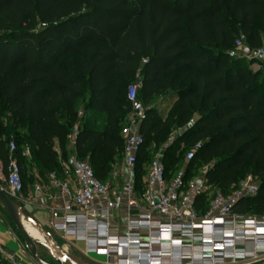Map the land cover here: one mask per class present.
Instances as JSON below:
<instances>
[{
  "label": "trees",
  "instance_id": "16d2710c",
  "mask_svg": "<svg viewBox=\"0 0 264 264\" xmlns=\"http://www.w3.org/2000/svg\"><path fill=\"white\" fill-rule=\"evenodd\" d=\"M240 36L252 50L264 44V0H0L1 174L10 142L22 192L25 149L43 175L60 171L58 155L70 154L82 102L74 151L106 183L122 152L127 87L139 82L145 107L160 96L176 100L171 116L148 108L141 119L136 182L151 146L161 148L183 128L163 149L166 171L183 167V151L200 143L185 178L192 166H208V190L226 197L250 175L257 193L237 200L231 213L264 216V66L254 70L255 59L229 56ZM89 110L105 114L101 128L87 126ZM208 190L196 199L199 214L209 209ZM0 264L11 263L0 254Z\"/></svg>",
  "mask_w": 264,
  "mask_h": 264
},
{
  "label": "built area",
  "instance_id": "2783aa9c",
  "mask_svg": "<svg viewBox=\"0 0 264 264\" xmlns=\"http://www.w3.org/2000/svg\"><path fill=\"white\" fill-rule=\"evenodd\" d=\"M243 47L244 38L240 36L229 56H245L241 53ZM249 58L256 60L254 70L260 68V63L264 66V44L252 50ZM139 87V82L127 87L131 109L121 130L122 155L128 175L116 186L101 183L87 160L79 159L75 152L70 153L60 171L47 175L49 187L55 189L56 197L63 200L60 213L58 209L50 208V225L64 237L82 238L87 254L105 256L108 260L113 258L115 264H203L205 261L225 264L248 255L243 253L247 241L254 244L255 253L259 249L264 251V246L258 247L264 245V221L237 224L231 213L237 200L257 193L258 181L252 176L243 178L237 189L226 197L219 191H212L209 209L201 214L195 210L197 197L209 189L204 181L208 166L202 177L191 179L185 178L184 166L201 147L200 143L186 152L184 166L173 173L164 167L162 157L166 145L162 146L150 159L142 185L137 186L133 168L143 143L140 133L142 118L134 113ZM76 131L77 127L74 135ZM8 147L11 155L6 175L0 174V189L20 204L21 169L12 156L14 142ZM25 151L23 155L28 153L27 149ZM35 188L38 191L42 186ZM49 198L55 200V197ZM122 208L137 211V215L127 219L122 234H111L112 219ZM219 230L223 231L222 235L217 233ZM142 232L146 238L142 237ZM226 234L231 235V243L226 242ZM259 237L263 239L259 240ZM230 244L234 253L225 255V247ZM255 253L250 258H255Z\"/></svg>",
  "mask_w": 264,
  "mask_h": 264
},
{
  "label": "crops",
  "instance_id": "0c3cea01",
  "mask_svg": "<svg viewBox=\"0 0 264 264\" xmlns=\"http://www.w3.org/2000/svg\"><path fill=\"white\" fill-rule=\"evenodd\" d=\"M162 100L170 102V105L173 104V102L176 100L175 95H168L163 97ZM147 108H154L155 107H147ZM84 111V110H83ZM93 114H98L103 119V122L100 127H94V128H101L105 121V114L96 112L94 110H89L88 112V120L89 122L91 120V117ZM160 114V113H159ZM92 122V121H91ZM74 140L75 135L71 134L69 136V142L67 145V150L70 153H74ZM55 151L59 153V148L57 142H55L54 146ZM24 152H26L24 150ZM28 157V153L25 155ZM58 155V161L60 168L63 165L64 161H62ZM133 173L135 175V170L133 168ZM48 174H44L42 178L37 177L35 179V182L33 184L25 183L24 190L20 196L21 202L20 205L22 206L25 211L31 216V218L38 223L41 227H44L47 229L48 233L52 237H58L62 238L65 243H69L72 245L78 253L83 254L84 256L90 258L94 262H98L99 264H104L108 259L105 256H98L94 254L95 256H90V254H87L86 251V244L81 239H75L73 237H64L62 236L58 231H56L51 225L50 221L52 218L51 214V207H54L58 209V212L60 213L62 202L63 200L60 197L57 196V191L53 188L49 187L48 182ZM128 175V169L125 167L123 155L121 152V158L119 161L118 166L112 165V168L110 170V176L108 183H112L113 185H118L121 183V181ZM136 176V175H135ZM144 179V178H143ZM142 179V181H143ZM142 181H137L136 184L138 187L142 185ZM42 186L41 190H36V186ZM49 196L55 197V200H51ZM137 211H127L126 209L122 208L118 213L115 214L113 221V225L110 228L111 234H122L124 230V224L126 223L127 219L129 217H136ZM142 237L146 238V234L142 232ZM184 243H186L185 240H183ZM249 246H245L244 252L251 253L253 251V247L251 243ZM247 244V245H248ZM19 240L18 236L14 231L11 229L10 226H8L1 213H0V254L1 256L7 260L11 264H30V259L28 257V253L25 251L24 247ZM93 254V253H91ZM251 254L246 255L245 257L238 259V260H245L249 259ZM111 261H114V259H110Z\"/></svg>",
  "mask_w": 264,
  "mask_h": 264
},
{
  "label": "rangeland",
  "instance_id": "374dc122",
  "mask_svg": "<svg viewBox=\"0 0 264 264\" xmlns=\"http://www.w3.org/2000/svg\"><path fill=\"white\" fill-rule=\"evenodd\" d=\"M163 99V96H160L158 98H156L151 106L152 107H155V109L157 110L158 113H160V115L162 117H169L171 115H169V110L171 108V105H170V102L168 101H165V100H162ZM83 105L82 102L79 103V106L77 107V112H76V117H75V125H74V128H76L79 124H80V120L82 119V116H83V111H82V108H83ZM92 121V122H91ZM103 122V119L101 118V116H99L98 114H93L92 117H91V120L89 122H87V126H90V127H100L101 124ZM124 125V124H123ZM183 131V128H180V129H175L173 130L170 135H169V139L167 141H165L163 143V146L164 145H168L169 143H171L175 137L178 135L179 132H182ZM184 147V145L181 146V148ZM162 148V146H161ZM160 150L157 149V150H154L153 147L151 146V150H150V156H153L155 153H157L158 151ZM187 150L183 151L182 155H184L186 153ZM28 157H26V160L24 162V172H25V175H27V183L29 184H33L35 182V179H37V177H40L42 178L43 177V174L42 172L37 169L36 167L32 166L30 164V162L28 161L27 159ZM120 158L121 156H116L115 159H114V163L113 165L114 166H118L119 165V161H120ZM149 160H150V157L149 159L146 161V162H141L139 163V172H138V180L139 181H142V179L144 178L145 174H146V169H147V165L149 163ZM168 159H167V164H168ZM206 169V167L204 166H192L189 170H188V175L187 177L189 179L191 178H195V177H202L203 175V171ZM0 173H2V169L0 168ZM2 176V174H1ZM257 181V179H255ZM212 191L211 190H208L207 192V197H209L211 195ZM5 223L11 227V229L14 231V233H16V235L18 236L19 240L21 241L19 235L17 234V232L15 231L14 227L12 226L10 220L8 219V217L0 212ZM234 218H235V222L237 224H242L246 221H251V220H257V221H264V216H258L256 213H249L248 215L246 216H237V215H234ZM43 231L45 232V234L52 240V242L58 247L60 248L63 253L69 257H71L77 264H99L98 262H94L93 260H91L90 258L84 256L83 254L81 253H78V251L72 246L70 245L69 243H65V241L61 238H58V237H51L50 234L48 233L47 229L42 227ZM40 241V240H39ZM22 243V242H21ZM249 242H247L248 244ZM246 246H249L250 244H248ZM252 244V243H251ZM252 247L254 246L251 245ZM259 246H264L263 244H260L258 245ZM244 247V246H243ZM242 247V248H243ZM23 248V247H22ZM255 246L253 247V251L251 253H248V252H244L245 254H251L252 253H255ZM37 249H38V252H39V255L42 256L44 259H46L47 261H51L53 262L54 261V258L50 255L48 249L46 247H44L43 245H37ZM256 254V257L255 258H249V259H245V260H229L228 262H226L225 264H251L253 262H260V263H264V251H262V249H259L257 250V253ZM90 256H95L94 254H90ZM29 259H30V264H36L31 258L30 256L28 255ZM104 264H115L114 261H111V260H107ZM209 264V263H208Z\"/></svg>",
  "mask_w": 264,
  "mask_h": 264
},
{
  "label": "water",
  "instance_id": "95a60500",
  "mask_svg": "<svg viewBox=\"0 0 264 264\" xmlns=\"http://www.w3.org/2000/svg\"><path fill=\"white\" fill-rule=\"evenodd\" d=\"M241 53H243L245 56L249 57L252 53V48L245 46L242 48ZM148 108L145 107L140 101H138L134 108V113L141 117L142 119L147 114ZM1 168V165H0ZM1 174V173H0ZM0 209L4 212V214L8 217L10 220L12 226L14 227L15 231L19 235L22 245L25 249V251L28 253L30 258L36 263V264H61L59 263L55 258L54 261H47L40 257L37 245L38 243H35L32 241L28 233L23 228L19 216L17 213V210L20 211L22 214H24L26 217L31 218V216L25 211V209L22 208V206L15 201L13 198H11L9 195H7L5 192H3L0 189ZM34 221V220H33ZM42 228V227H41ZM43 229V228H42ZM53 240V239H52ZM54 241V240H53ZM40 245V244H39ZM71 264H77L71 257L65 255ZM264 264V263H261Z\"/></svg>",
  "mask_w": 264,
  "mask_h": 264
},
{
  "label": "bare ground",
  "instance_id": "6f19581e",
  "mask_svg": "<svg viewBox=\"0 0 264 264\" xmlns=\"http://www.w3.org/2000/svg\"><path fill=\"white\" fill-rule=\"evenodd\" d=\"M17 213H18L19 220H20L23 228L28 233V235L30 236V238L32 239L33 242L38 243V244L43 245L44 247H46L48 249L50 255L53 258H55L59 263H61V264H71L70 261L68 260V258L63 253V251L60 248H58L52 242V240L45 234V232L42 230L41 226L38 223H36L35 221H33L30 218L26 217L24 214H22L18 210H17ZM217 233L219 235H222L223 231L219 230ZM260 236H261V234H260ZM224 238L226 239L227 243H231L232 237H231L230 234H226L224 236ZM77 239H81L83 241L82 238H77ZM258 239L262 240L263 237H259ZM247 242H249V241H247ZM250 243H252V242H250ZM207 247L208 248L210 247V242L208 243ZM224 253H225V255L234 253V247H232V245L230 244L229 247H225ZM208 263H209L208 261H205L203 264H208ZM216 263L217 264H221L222 262L221 261H216ZM209 264H211V263H209Z\"/></svg>",
  "mask_w": 264,
  "mask_h": 264
}]
</instances>
